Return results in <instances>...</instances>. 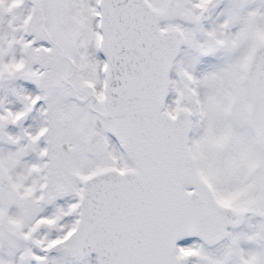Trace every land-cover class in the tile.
I'll return each instance as SVG.
<instances>
[{"label":"snow or ice","instance_id":"obj_1","mask_svg":"<svg viewBox=\"0 0 264 264\" xmlns=\"http://www.w3.org/2000/svg\"><path fill=\"white\" fill-rule=\"evenodd\" d=\"M0 264H264V0H0Z\"/></svg>","mask_w":264,"mask_h":264}]
</instances>
